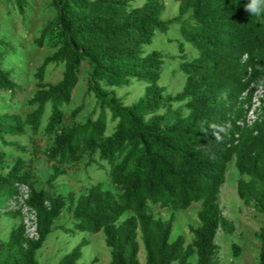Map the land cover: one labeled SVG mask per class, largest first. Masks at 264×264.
Masks as SVG:
<instances>
[{
  "label": "trees",
  "instance_id": "obj_1",
  "mask_svg": "<svg viewBox=\"0 0 264 264\" xmlns=\"http://www.w3.org/2000/svg\"><path fill=\"white\" fill-rule=\"evenodd\" d=\"M10 1L21 12L29 4ZM134 1L51 0L56 19L37 42L51 37L56 50L34 74L32 110L23 115L0 109V166L7 148L29 153L20 138L42 132L51 138L43 150L54 161L50 185L64 173L62 165L87 158L88 165L104 169L118 192L97 180L79 196L36 188L26 158L17 155L8 172L0 173V203L28 185L25 203L35 212L37 235L28 236L19 221L7 239L0 238V264H39L37 251L56 230L103 231L111 264H142L141 245L145 264H191L194 255L197 264H214L219 230L235 228L219 200L233 158L239 173L250 177L239 179L240 197H253L264 214V20L245 10L248 0H177L178 14L168 17L166 0ZM173 27L196 55L182 40L178 55L152 48L153 38ZM6 45L0 39V48ZM166 56L178 59L175 72L184 79L172 91L159 82ZM61 65L62 78L45 81L49 68ZM84 71L83 99L67 121L66 108ZM130 84L141 94L128 104L118 91ZM21 89L15 70L4 67L0 56V90L13 98ZM259 89L260 112L249 124ZM197 202L199 224L189 225L190 242L184 234L172 238L173 216L155 215L157 206L184 210ZM65 209L70 220L57 225ZM257 239L258 263L264 264V222ZM87 243L83 238L57 264H78ZM234 250L238 254L240 247L234 244Z\"/></svg>",
  "mask_w": 264,
  "mask_h": 264
},
{
  "label": "rangeland",
  "instance_id": "obj_2",
  "mask_svg": "<svg viewBox=\"0 0 264 264\" xmlns=\"http://www.w3.org/2000/svg\"><path fill=\"white\" fill-rule=\"evenodd\" d=\"M144 0H135V4H141ZM178 1L166 0L163 17L178 14ZM56 19V9L51 5V0H29L24 12L13 4L10 0H0V39L7 43L1 46L0 56L4 67H11L15 70L22 89L18 90L11 98L10 92L0 90V109L13 111L18 109L23 115L32 110L28 104L37 88L38 80L34 76L37 68L41 66L44 58L52 54L56 47L51 37H48L43 45H39L37 38L43 29ZM152 48L159 49L169 55L179 54L180 41H184L187 52L195 55L198 50L187 42L180 35L177 27L171 28L167 33L158 34L153 38ZM13 47V48H12ZM15 49V50H13ZM177 58L165 57L164 70L160 79V84L168 86L167 91L180 87L183 83V74L175 72ZM64 66H51L47 71L45 81L55 83L63 76ZM88 71H84L81 79L74 90L71 104L66 108L67 121H70L72 109L80 104L86 90V76ZM140 87L134 84L119 89V94L126 103L135 101L140 93ZM262 96L261 90L257 91L254 98L255 107L259 105ZM90 104V103H88ZM86 112H82L78 117L81 120ZM258 116L257 111L249 113V121L252 122ZM110 132V129H109ZM21 143L27 145L29 153L21 150H8V158L5 164L0 166V173H7L14 164L17 155L26 158L25 169L30 173V181L36 188L44 187L51 193L67 194L75 193L79 196L86 192L91 183L105 182L107 188L118 192L117 188L110 181L104 169H98L95 165H88L87 158L78 163L62 165L64 173L56 180L54 186L47 180L53 173L54 161L48 160L43 150L51 143V138L39 132L37 134H27L20 138ZM240 178L250 179L248 175H241L236 167L235 158L228 164L226 172V182L221 187L219 194L220 205L224 215L233 222L234 231L227 232L220 229L216 243L218 246L214 264H259V241L257 233L264 222V214L259 211L255 204V199H243L238 193V181ZM29 192L26 184L18 187V192L9 196L4 202L0 203V238L7 239L12 228L19 221H24L27 225V235L35 237L36 216L26 203L25 198ZM200 203H194L190 208L184 210H174L157 206L155 215L157 218L168 220L174 217L172 238L179 234L186 236L187 242L193 238L189 230V225L197 226L198 211ZM15 213L16 215H13ZM71 213L65 209L56 221V224L67 223ZM83 238L88 240L84 246L82 259L78 264H111L110 248L105 242L103 231L98 233L78 232L76 234L66 233L60 230L54 231L44 242L43 246L37 251L39 264H57L62 256L72 250ZM234 244L240 247V252L235 254ZM139 258L145 264V249L141 245ZM191 264H197V257L191 258Z\"/></svg>",
  "mask_w": 264,
  "mask_h": 264
},
{
  "label": "clouds",
  "instance_id": "obj_3",
  "mask_svg": "<svg viewBox=\"0 0 264 264\" xmlns=\"http://www.w3.org/2000/svg\"><path fill=\"white\" fill-rule=\"evenodd\" d=\"M244 8L257 21L264 20V0H248Z\"/></svg>",
  "mask_w": 264,
  "mask_h": 264
},
{
  "label": "built area",
  "instance_id": "obj_4",
  "mask_svg": "<svg viewBox=\"0 0 264 264\" xmlns=\"http://www.w3.org/2000/svg\"><path fill=\"white\" fill-rule=\"evenodd\" d=\"M259 90H261V93L263 92L262 89H259ZM259 90H258V91H259ZM256 94H257V92H256ZM256 94H255V95H256ZM262 95H263V93H262ZM261 97H262V96H261ZM254 98H255V97H254ZM260 106H261V98H260V101H259V105H258L257 107H255V103H254V105H253L252 109L249 111V113H251V112H255V110H256L257 113H258V115H259L260 110H259L258 108H259ZM249 113H248V117H249ZM248 117H247V121H248L249 124L253 123V122L257 119V118H256V119H254L252 122H250L249 119H248ZM257 117H258V116H257ZM241 123L243 124V122H241Z\"/></svg>",
  "mask_w": 264,
  "mask_h": 264
}]
</instances>
